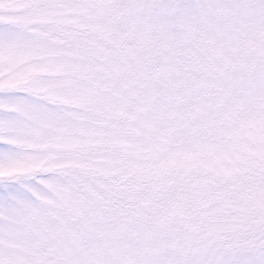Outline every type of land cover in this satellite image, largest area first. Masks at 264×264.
<instances>
[{
  "label": "snow or ice",
  "instance_id": "6c2138e0",
  "mask_svg": "<svg viewBox=\"0 0 264 264\" xmlns=\"http://www.w3.org/2000/svg\"><path fill=\"white\" fill-rule=\"evenodd\" d=\"M0 264H264V0H0Z\"/></svg>",
  "mask_w": 264,
  "mask_h": 264
}]
</instances>
